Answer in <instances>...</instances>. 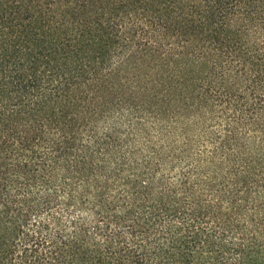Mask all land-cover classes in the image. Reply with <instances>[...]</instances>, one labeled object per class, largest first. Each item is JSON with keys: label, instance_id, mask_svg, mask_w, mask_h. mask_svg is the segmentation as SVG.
I'll list each match as a JSON object with an SVG mask.
<instances>
[{"label": "trees", "instance_id": "1", "mask_svg": "<svg viewBox=\"0 0 264 264\" xmlns=\"http://www.w3.org/2000/svg\"><path fill=\"white\" fill-rule=\"evenodd\" d=\"M0 264H264V0H0Z\"/></svg>", "mask_w": 264, "mask_h": 264}]
</instances>
